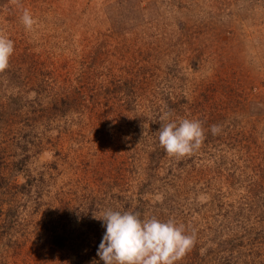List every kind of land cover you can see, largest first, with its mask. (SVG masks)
<instances>
[{
	"label": "rangeland",
	"instance_id": "obj_1",
	"mask_svg": "<svg viewBox=\"0 0 264 264\" xmlns=\"http://www.w3.org/2000/svg\"><path fill=\"white\" fill-rule=\"evenodd\" d=\"M0 32V264H104L108 209L183 225L176 264H264V0H0Z\"/></svg>",
	"mask_w": 264,
	"mask_h": 264
},
{
	"label": "clouds",
	"instance_id": "obj_2",
	"mask_svg": "<svg viewBox=\"0 0 264 264\" xmlns=\"http://www.w3.org/2000/svg\"><path fill=\"white\" fill-rule=\"evenodd\" d=\"M21 22L31 30L36 23L32 14L25 9ZM14 52V42L0 32V73L9 67ZM164 123L159 134V144L169 156L184 157L198 150L204 139V129L198 120L170 119L165 112ZM219 126L212 125L215 135ZM106 232L99 245L97 255L104 264H176L191 250L194 235H185L184 226L173 220L162 222L155 217L141 220L139 214L130 211L119 212L108 209L101 213Z\"/></svg>",
	"mask_w": 264,
	"mask_h": 264
},
{
	"label": "trees",
	"instance_id": "obj_3",
	"mask_svg": "<svg viewBox=\"0 0 264 264\" xmlns=\"http://www.w3.org/2000/svg\"><path fill=\"white\" fill-rule=\"evenodd\" d=\"M81 262V261H80Z\"/></svg>",
	"mask_w": 264,
	"mask_h": 264
}]
</instances>
